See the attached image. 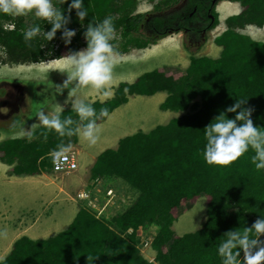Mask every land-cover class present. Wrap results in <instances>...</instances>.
I'll return each instance as SVG.
<instances>
[{"label":"trees","instance_id":"trees-1","mask_svg":"<svg viewBox=\"0 0 264 264\" xmlns=\"http://www.w3.org/2000/svg\"><path fill=\"white\" fill-rule=\"evenodd\" d=\"M153 1L152 13L139 14L136 13L138 0H84L88 16L83 26L74 11L67 13L70 18L67 26L76 30L67 46L60 39L59 31L51 41L38 36L25 42L22 30L38 22L36 18L31 16L32 21L26 22L23 16L0 14L4 64L61 60L69 49L84 48V28L105 16L112 17L115 34L121 33L124 39L128 37L122 45L116 39L111 41L118 44L114 50L121 54L156 44L155 34H149L154 27L165 38L171 34L166 26L172 28L174 21L178 30L188 28L191 19L203 17L209 23L208 10L214 13L213 26L219 24L212 0H190L184 14L176 15L167 12L174 9L178 0ZM234 1L240 3L241 13L230 16L226 30L216 37L215 44L222 48L218 58L197 56L202 48H187L190 64L185 73L164 68L145 72L134 83H121L111 99L91 103L97 112L106 107L110 115L134 96L164 92L167 97L160 109L183 112L149 132L139 131L121 139L117 148L103 151L91 167L90 179L101 180L104 187H110L111 180L116 181L115 186L129 187L131 201L125 209L110 220H101L89 208H81L69 227L58 234L39 240L28 236L17 239L0 264H220L216 249L224 233L250 227L255 219L264 216V170H256L252 164L253 151L249 149L228 165H208L202 154L206 142L204 128L237 98L247 99L244 106L252 109L254 126L264 130V42L242 32L249 25L264 26V0ZM195 6L198 12L193 10ZM60 7L66 9L67 4ZM39 22L43 30L49 29L50 25ZM209 41L207 37L205 44ZM58 68L51 70V74L62 78L64 68ZM24 108L28 104L21 105L12 117ZM234 115L226 113L228 118ZM60 116L73 119L74 123L68 127L79 124L71 108L63 110ZM0 131L20 133L10 121L0 122ZM44 131L38 126L31 138L14 137L0 143V159L13 166V175L37 176L48 172L53 167L50 151L78 142L75 134L61 137L54 131L45 135ZM200 198L205 204L200 228L192 233L176 234L173 228L180 210ZM141 228L147 231L154 228L152 242H143L146 236L138 235ZM142 247L153 251H149L154 255L153 260L144 255Z\"/></svg>","mask_w":264,"mask_h":264},{"label":"clouds","instance_id":"clouds-1","mask_svg":"<svg viewBox=\"0 0 264 264\" xmlns=\"http://www.w3.org/2000/svg\"><path fill=\"white\" fill-rule=\"evenodd\" d=\"M65 3L67 4V8L62 9L60 5ZM232 4L236 5L239 11L231 15H226L224 18L220 17L221 22H219L218 26L222 22L226 26V20L230 16L241 13V5L236 1H232ZM226 8H224L225 11ZM73 11L78 22L83 26L84 18L88 16V10L84 5V0H57V3H54V0H0V14L11 17L31 14L38 21L22 30L25 42L32 41L38 36H42L46 41H51L59 31L63 44L65 46L69 45L72 38L76 35V30L67 26L70 23V18L67 13ZM39 21L50 25L49 29L47 31L43 30ZM9 27H13V25ZM226 27L223 31L226 30ZM249 27L260 28L255 25H249L246 28ZM114 34L115 26L111 16H105L99 22L91 21L82 32L86 46L79 50L69 49L67 55L62 57L65 78L60 84L52 86L55 89V94H60L63 90L67 89V97L72 98L71 109L78 118V126L75 128L68 127L74 121L70 116L61 118L62 106L57 105L55 111L46 112L41 107L42 103H35L34 117L37 123H33L31 127H35L36 125L42 126L45 130V135L48 131H54L61 137L75 134L84 141H87L90 145L96 143L99 131L96 122L101 117L109 116L108 109L101 107L97 112L91 103L80 99L77 94L81 89L87 88L96 91L101 98H108L112 95L113 66L115 59L119 56V53L114 50L111 43ZM119 34L117 33V36ZM211 34L212 32L209 33V39ZM208 43L198 52L197 56L211 57L209 55H200L209 45ZM212 45L214 44L212 43ZM184 50L188 53L186 47H184ZM189 64L185 68V71ZM185 71L182 73H185ZM124 91L126 92L127 89ZM65 102H67V98ZM246 103L247 99L237 98L231 106L226 107L224 111L220 112L204 128L203 136L206 142L203 146L202 154L206 164L228 165L251 149L253 154L250 159L255 169L264 170V130H261L258 126H254L251 119L252 109L245 107L244 105ZM226 113H234V118H228ZM5 121L9 122L10 119L2 120L1 123ZM15 127L19 128L21 134H26L31 138L32 132L29 130L25 131L22 122H17ZM70 148L71 144H68L57 146L51 150L49 155L52 162L59 164L66 159V154ZM102 184L103 182L101 180H87L84 184L85 188L81 190L83 191L81 195L84 196L79 197L80 195L78 193L80 191L76 195H78L77 198H82L83 201L88 200L90 202L91 209L89 210L94 212L97 218L110 220L125 209L128 201L120 200L118 194L111 187V184H108L110 187H104ZM77 198H72V200H76ZM110 209L116 210L117 212L109 218L107 217V211ZM34 214L36 216L34 218L35 223L39 214L36 212ZM45 215L46 217L49 216L47 213ZM41 219L42 215L40 214ZM67 228H64V230ZM140 231L145 232V229H139L138 233ZM58 233H52L51 236ZM22 235L28 236L33 240H39L32 238V234L25 233ZM261 236H264V216H259L255 219L250 227L244 226L242 229L236 228L225 232L223 239L219 242L216 249L217 255L220 257V264H264V240L260 239Z\"/></svg>","mask_w":264,"mask_h":264},{"label":"rangeland","instance_id":"rangeland-1","mask_svg":"<svg viewBox=\"0 0 264 264\" xmlns=\"http://www.w3.org/2000/svg\"><path fill=\"white\" fill-rule=\"evenodd\" d=\"M154 6L155 3L153 0H138V10L136 13H152ZM222 7L223 3L218 6L219 17L221 18L239 11V8H237V6L234 4L228 5L226 11L224 12H221ZM32 18L33 17L28 16L27 21H32ZM225 27V24H223L222 22L215 29V33L211 34L210 41L208 43L209 45L200 55H209L213 58H218L220 56L222 49L217 47V45L215 44V37L219 33H221L223 29H225ZM242 32L249 34L251 37L258 41L264 42V27H249L243 29ZM182 36L183 35L180 33H175L147 48L135 50L131 49L126 54H121L122 52L119 53V56L117 57L118 59H115L113 66V80L111 83L112 96H114L116 89L120 86L121 83H134V81H136V79L145 72L154 71L158 68H164L169 72H184L185 68L190 63V55L184 50ZM114 38L121 45L126 44V41H128V37L127 39H124L123 36H120V34L117 36V33L114 34ZM212 43L214 45H212ZM112 45L113 48L118 47V44ZM5 59L6 55L3 52V49L0 47V82L4 81L9 83H20L22 85H26L27 90H29V93L27 95L28 108H26L24 111H20V113H16L15 116L10 119V125H12L15 129L18 130V132H20L19 128L15 127V124L17 122H22L24 124L25 131L29 130L32 132L39 126L36 125L35 127H31L33 123H37V120L34 117V109L36 107L35 103H38L37 100H39V103H42L41 107H43L46 112H53L55 111V108L60 100L66 98L67 96V89L63 90V92L60 94H55V89L52 86L60 84L65 78L64 76L60 78L57 77V74H51V70H54V68L60 67L58 69L62 70V59L45 63H25L23 65H5ZM3 93V88H0V96H2ZM77 95L84 101H88L90 96H92L90 100H104V98H101L96 91L87 88L81 89ZM166 97V93H159L155 96L137 95L131 98L128 105H124L118 108L116 110V113H114V116L110 118L109 122H104L100 126L97 141L106 140V142L103 143V151L108 148H117L118 142L127 136L133 135L139 131H143L145 133L149 132L156 126L167 124L171 119L182 115L183 112H166L160 109V104L163 100L165 101ZM23 99H25V97ZM66 103L68 105L71 104V102ZM48 109L50 110L47 111ZM7 110V108H3L1 111L6 112ZM30 123L32 124L28 126V124ZM18 134L8 133L4 136L2 133H0V143L9 138H14ZM23 136H26V134H23L20 137ZM69 151H73L77 154L79 164L83 162L84 159H80L77 149H73L71 147ZM100 154H98L96 157H98ZM92 160L93 158H89L88 163H84L86 164L85 166H88L87 168L91 166ZM79 170L80 166L76 171H63L56 173L53 168H51L45 174L47 175V178H40L41 182L36 179H24L20 180L19 182L13 181L11 183H5L3 180H0V193L7 199L3 200L2 196L0 195V201L1 203L5 201V206H8L6 209H9L11 212L13 211V208L16 209L20 207V204H28V202L25 200L28 198H32V204L38 208V214L42 215L41 222L37 227H41L46 223V219L48 217H46L45 213L51 216V219H49V221L59 222L63 218L62 215L64 213H68L69 209L72 207L77 208L76 211H79L82 206H86L87 208L91 209V204L88 200L83 201L77 198L78 195H76V193L80 191L78 193L80 195L79 197L84 196L81 195L83 193V191L81 190L85 188L84 186L81 187L79 183L78 185L74 183V185L71 187L66 186V183L75 178V176L76 178L79 177ZM23 177L24 176H22V178ZM70 177L72 178L70 179ZM54 178H56V180H54ZM51 181H53L54 183L51 184ZM111 181L112 182L110 183L112 185L116 182L115 180ZM113 186L117 190L120 200L128 202L131 201V197L130 195H128V186ZM61 187L65 189L67 194L59 191V188ZM130 192H132L131 189ZM48 194H51V198L48 196ZM75 197L77 199L72 200V198ZM193 204V207L192 205L184 206L182 210H180L179 218L175 223V228H173L176 234L183 235L189 232L192 233L200 228V223L204 218V200L203 198H200L196 203ZM22 208L28 207L25 206ZM92 213L95 215L94 212ZM2 215L3 214L0 213V217ZM4 216L10 218L13 216V214L7 213L4 214ZM35 217L36 216L34 212L25 215L22 214L21 216H14L12 224L8 223L9 225L0 218V239L3 235L6 234L8 229H11L13 232L17 233V235L12 236V239L16 240L19 237L18 235H22L21 232H24L35 225ZM67 220H65V222ZM61 226L62 223L54 225V233L60 232L61 230L63 231L64 228L61 229ZM145 231L147 230L145 229ZM146 234V238L153 236L154 228L148 230ZM11 249V245L2 246L0 240V261L5 257L6 253H9ZM149 251L152 250L149 249ZM149 251L147 248L144 255L147 258L153 260L154 258H151V253Z\"/></svg>","mask_w":264,"mask_h":264},{"label":"crops","instance_id":"crops-1","mask_svg":"<svg viewBox=\"0 0 264 264\" xmlns=\"http://www.w3.org/2000/svg\"><path fill=\"white\" fill-rule=\"evenodd\" d=\"M116 59H118V58H116ZM123 60H125V59H123ZM112 97L113 96L111 95L108 98H104V100H102V99L90 100L92 98V96H90L89 97V100L88 101H85V102H88V103H93V102H96V101L104 102L107 99H111ZM66 98H67V102L68 103L72 101V98H69L67 96H66ZM66 98L60 100V102L58 103V105L62 106L63 110L68 109V108H71V104L68 105L65 102L66 101ZM161 100H163V99H161ZM163 101H162V103H163ZM128 104H126V105H128ZM116 110L114 112H112L105 120L99 121V122L97 121V127H98V130L99 131H100V126L104 122L108 123L109 120H110V118L112 116H114V113H116ZM4 125L6 127L9 126L8 124H4ZM0 133H2L3 135H6L7 134V133L2 132V131H0ZM14 133H16V131ZM21 135H23V134L19 133L17 136H15V138L20 137ZM104 142H106V140H98V141H96L95 144H91L90 145V144L87 143V141H84L83 139H81V138L78 137V142L76 144L71 145L72 148L78 150L80 159H84V160L80 164V170H79L80 172L78 173L79 177L76 178V176H75V178H73V179H71V178L74 177V176L70 177L71 181H68L66 183V186L71 187V186L74 185V183L76 185H78V183H79V185L81 187H83L84 184L87 182V180L90 181V169H91V167L93 166L94 162L97 159L96 156L103 151V149H104L103 143ZM89 158H93V160H92L91 166L89 168H87L88 166H85L86 164H84V163L85 162L88 163ZM12 171H13V166L8 165L7 163L3 162L0 159V180H3L5 183H11L13 181L14 182H19L20 180H24V179H36L39 182H41L40 178H47V175H45L46 173H43V174L37 175V176H25V175H13ZM67 175H71V174H67ZM22 176H24V177L22 178ZM54 180H56V178H54ZM50 183L52 184L54 182L51 181ZM59 191L62 192V193H64V194H67V192L65 191V189L62 188V187L59 188ZM0 195L2 196V199L3 200H7L1 193H0ZM48 196L51 198V194H48ZM25 201H27L28 204H20V207H18L16 209L13 208V211H11V212H10L9 209H6L8 206H5V204H4L5 201H3L2 203L0 201V213L3 214L0 217L1 220H4L5 223H7V224L8 223L9 224H12V221L14 220V215H16V214L17 215H22V214H27V213H30V212H36V213H38V208L35 207L32 204L33 203V199L32 198H28ZM25 206L28 207V208H22V207H25ZM76 210H77V208H75V207L70 208L69 211H68V213H64L62 215L63 218L59 222L58 221H54V222L53 221H49V219H51V216H48V218L46 219V223L44 225H42L41 227H37L38 224L40 223L39 221H41L40 220V214H39L38 218H36L35 225L32 228H30V229H28V230H26L24 232H21V233L22 234H25V233L32 234V238H34V239L48 238L55 231L54 228H53L54 225H57L58 223H62V226H61L62 228L61 229L67 228L68 225L71 223V221L77 215L78 211H76ZM116 212H117L116 210L110 209L109 211H107V217L110 218ZM7 213H11V214H13V216L10 217V218L4 216V214H7ZM65 220H67V221L65 222ZM19 231H21V230H19ZM13 235H17V233L16 232H13L11 229H8L7 232H6V234L3 235L1 237V239H0L1 240V245L2 246L3 245H9V246L11 245L12 246V244L17 239H19L20 237L23 236V235H18L19 237L16 240H14V239H12V236ZM151 258H154L153 253H151ZM150 260H152V259H150Z\"/></svg>","mask_w":264,"mask_h":264},{"label":"flooded vegetation","instance_id":"flooded-vegetation-1","mask_svg":"<svg viewBox=\"0 0 264 264\" xmlns=\"http://www.w3.org/2000/svg\"><path fill=\"white\" fill-rule=\"evenodd\" d=\"M232 1L234 0H212V5L214 6L218 14V22H221V18L219 17L218 6L221 3H223L221 12H224L225 11L224 8L228 7V5H232ZM191 2L192 1L190 0H178L174 9H171L169 12H167V14H171V13L173 15H176L178 13L184 14L183 10ZM193 10L195 12H198L197 6H195ZM205 12L206 11H203V13ZM208 12H209L208 16L211 19L209 23L206 22L203 17H201L200 20L198 19L196 21H193L191 19V22L188 24V28L185 27L184 29L178 30L176 27L177 21H174L175 26H173L172 28H168V26H166L167 31H169V33L170 32L181 33L183 35L182 41L184 42L186 49L187 48H194L196 50L201 49L204 47L203 45H205V41L207 37L209 36V33L211 32L215 33V29L217 28V26L216 27L213 26L216 23L214 13L211 10H208ZM28 16L31 17L32 15L27 14L23 16V19L26 17V22H27ZM165 18L166 17L164 16V19ZM178 19H181V18H178ZM172 33L170 35H172ZM149 34H155V36L157 37V41H160L162 39L169 37V36L165 38L161 37L162 35H160L158 30L155 29V27L154 29L150 30ZM0 88H3L4 90L3 95L0 96V121L9 120L13 118L12 115L14 114V112L20 109L21 105L27 107V98H28L27 95L29 93V90H27V87L25 85H22L20 83H9V82H4V81L0 82ZM24 97L25 99H23ZM3 108H7L8 110L6 112H2L1 110Z\"/></svg>","mask_w":264,"mask_h":264},{"label":"built area","instance_id":"built-area-1","mask_svg":"<svg viewBox=\"0 0 264 264\" xmlns=\"http://www.w3.org/2000/svg\"><path fill=\"white\" fill-rule=\"evenodd\" d=\"M79 167L77 154L73 151H69L66 154V159L61 161L59 164L53 163V169L56 172H63V171H76Z\"/></svg>","mask_w":264,"mask_h":264},{"label":"bare ground","instance_id":"bare-ground-1","mask_svg":"<svg viewBox=\"0 0 264 264\" xmlns=\"http://www.w3.org/2000/svg\"><path fill=\"white\" fill-rule=\"evenodd\" d=\"M180 59H181V58H180ZM81 200H83V199L81 198ZM81 208H86V209H87L86 206H82ZM81 208H80V209H81ZM80 209H79V210H80ZM154 234H155V233H154ZM154 234H153V236H154ZM138 235H139V236H142V237L147 236L146 232H143V231H140V232L138 233ZM153 236L148 237V238H145L143 242H145L146 239H147L146 242H152V240H153L152 237H153ZM142 249H143V250H146V247H142Z\"/></svg>","mask_w":264,"mask_h":264}]
</instances>
